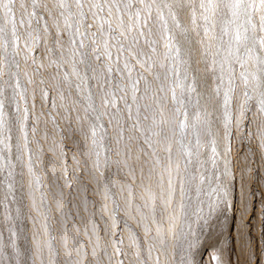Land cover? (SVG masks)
Instances as JSON below:
<instances>
[{
    "label": "rangeland",
    "instance_id": "374dc122",
    "mask_svg": "<svg viewBox=\"0 0 264 264\" xmlns=\"http://www.w3.org/2000/svg\"><path fill=\"white\" fill-rule=\"evenodd\" d=\"M16 7L19 8L18 0ZM14 18L19 20V11ZM43 23V21L40 22L41 42L27 53V62L24 58L26 30L18 27L20 39L17 47L20 49V55L16 57V60L19 62V68L13 65L7 69L12 75L0 76V87L4 89L0 99L4 100L6 118H10V123H13L18 116L23 115L25 109L29 115V119L25 121V132L29 141L28 150L24 148L21 139L23 134L19 131L18 123H14L12 127V139L6 141L9 147L5 148L0 144V264H157V256H159L158 264H162L160 254L163 252L157 250L159 245L157 244V248L149 253L151 241L145 236L143 225L137 223L138 215L128 209L125 203L128 198L127 187H131L134 192L131 198L133 208L144 204L148 195L146 189L156 186L155 183L149 185L147 171L153 167L157 156H141V146L148 153H151V149L143 145L142 135L129 127L124 131V139L119 145L121 154L117 157L115 132L111 126L108 128V134L113 138L110 145L113 152L108 153L109 165H105L103 154L100 157L99 168L94 167V156L82 155L77 148V145L82 142L81 135L78 131L69 132L68 122L61 116L65 114L64 108L72 105L74 101L87 103L85 98L89 94L93 95L96 103L99 104V96L102 93L97 91V83L91 79L94 75L91 69L85 72V64L77 65L80 76L85 80L79 92L76 90V85L81 81L71 75V63L62 62L59 68L49 66V60L59 59V53L53 56L46 52L45 45L47 43L51 46V40L44 39ZM89 23H91L90 20ZM49 24H51L50 21ZM190 35L194 41L198 39L195 34ZM63 39L67 48L68 36L65 35ZM156 40V57L166 67L170 65L174 67L171 61L164 59V54L168 51L164 47V40L159 36ZM141 43L143 44V41ZM193 48L191 58L186 55L182 57L189 61L190 69H194V59L200 60L198 52L195 51L198 45L193 44ZM112 52L111 61L103 57L102 50L101 61H96L92 56H89L88 60L98 72L101 71L103 64L111 63L115 67V49ZM33 57L36 59V64L32 63ZM41 63L44 67L40 68L37 74V66ZM132 63L134 64L135 61ZM120 66L123 67V58L120 59ZM203 67V63L198 64V68L201 69L199 73H202L203 79L209 84L207 89L211 97L214 96L215 82L211 73L207 75L203 73ZM137 71L143 70L134 69L133 79H136ZM155 71L162 74L165 69L157 68ZM66 74L71 87L59 83ZM192 74L190 70L188 79L184 81L185 85L192 83ZM145 75L148 74L145 73ZM199 77L201 76L198 75ZM29 79L32 83L28 82ZM148 79L151 80L152 77L148 76ZM171 79L174 77H170ZM180 79L184 80L183 67ZM41 80L44 81L43 84L40 83ZM170 80L164 81L166 89L169 87ZM196 87L198 88V83ZM43 92L48 93L47 97L43 96ZM61 92L64 93V99H61ZM177 94L179 95V89ZM160 95L165 98L166 103H170V91L166 90ZM222 96L223 90L217 98L220 101L218 105L223 111ZM242 99L241 89L237 88L233 100L234 109ZM196 101V93H192L191 103L188 105L190 113L193 112ZM129 103H132L130 94ZM139 103L142 104L143 101ZM53 104L56 105L55 108ZM77 107L81 108L80 114L83 116L82 105L77 103ZM121 107H123L122 103ZM75 115L76 113H72V128L78 129L80 125L75 122ZM37 117H39V123L36 122ZM50 117H55L56 126L53 125ZM251 117L250 112L249 118ZM180 118L183 119V116ZM104 122H107L106 117ZM133 122H135V105H133V121L129 123ZM57 126L60 130H57ZM33 127L36 128L35 135H33ZM85 127H87L86 124ZM248 130L255 132V126L249 125ZM232 131L234 135L229 137L231 151L228 156L232 157V160L230 158L229 160L231 175L234 176V178L232 176L231 188L234 190L230 188L231 192L227 193L222 181L220 155L218 153L216 165L213 166L208 159L211 156L209 146L200 149L201 153L206 152L207 155H201L199 159L207 163L200 167L196 174L215 173L220 175L221 179L219 181L213 179L211 183L205 182L200 185L199 192L194 185L193 189L186 192L182 198L177 177L173 172V180L176 182L173 206L167 212L162 211L159 206L156 208V220L162 225L165 234L170 223H173L170 217H176L174 252L169 245V257L172 264H264V149L259 146V140L255 136L249 137L235 126ZM129 137H132L131 141ZM201 142L205 143L204 138ZM17 144L20 145L19 148ZM184 144L186 150L195 151L194 137L191 139V144L188 139L184 140ZM125 146L131 148L127 156H125ZM157 153L158 158L167 164L168 153L159 147ZM73 156L76 157L75 160ZM172 156L173 164L177 160L180 161L181 172H183V160L180 159L178 146L175 144H173ZM137 157L140 159L138 160ZM192 159L196 160L195 155ZM65 166L67 176H65ZM141 167H143V173ZM189 168L191 170L192 166L190 165ZM130 169L135 170L134 179ZM155 171L159 173L161 166L155 165ZM158 178L157 176L156 179ZM213 188L217 191L212 192ZM225 190L226 195H232V192H235L232 195L233 198L231 195L227 198L224 195ZM152 193L158 194V192ZM106 194L108 197L114 196L115 202L121 206L116 213L115 224L109 212L103 210L105 205L109 209L113 206L112 199H106ZM229 203L232 204L230 208L227 206ZM148 211L145 209L146 213ZM223 215L225 220L222 218ZM224 223L227 224L224 225ZM150 227L151 234L154 235L157 225L151 224ZM222 236L225 237L222 238ZM213 237L223 242V245L220 242L207 245V243L210 244L209 239ZM65 239L68 241L67 244L64 242ZM79 242H83L82 251L80 255H77L75 249ZM141 244H143L142 254H140ZM84 245L87 246L86 252L83 251ZM216 249L219 251L222 249L225 256L221 258ZM102 250H106L107 255H104ZM207 251L209 253H205ZM213 255L218 256L217 259H212Z\"/></svg>",
    "mask_w": 264,
    "mask_h": 264
},
{
    "label": "snow or ice",
    "instance_id": "6c2138e0",
    "mask_svg": "<svg viewBox=\"0 0 264 264\" xmlns=\"http://www.w3.org/2000/svg\"><path fill=\"white\" fill-rule=\"evenodd\" d=\"M16 3L17 0H0V12H2L0 76L12 75L7 69L13 65L19 68V62L16 60L20 55V49L17 47L20 39L18 27L26 30L24 58L27 62V53L41 42L40 22L43 21L44 39L51 40V46L46 43L45 50L53 56L59 53V59H50L49 66L59 68L62 62L71 63V75L81 81L76 85V90L79 92L85 80L80 76L77 65L85 64V72L91 69L94 73L91 79L96 81L97 91L102 93L99 96V104L96 103L93 95L89 94L85 98L87 103L74 101L72 105L64 108L65 114L61 118L68 122L69 132L78 131L82 137V142L77 145L78 150L85 157L94 156L93 164L96 168H99L100 157L103 154L105 165L108 166V153L113 152L110 146L113 138L108 134L109 126L115 132L117 157L121 154L119 145L124 139L125 129L130 127L134 132L142 135L143 145H147L151 153L146 152L141 146V156H157L153 167L147 171V180L149 185L155 183L159 192L153 194L150 187L147 188L148 195L144 204L133 208L131 198L134 192L131 187H127L128 198L125 203L128 209L138 215L137 223L143 225L145 236L151 241L149 253L157 248V244L159 245L157 250L165 255L170 254L169 245L174 252L176 217H170L173 223H170L165 234L162 225L156 220V208L159 206L162 211L167 212L173 206L176 190L173 172L177 177L182 198L186 192L193 189L194 185L199 192L200 185L205 182L211 183L213 179L216 181L221 179L220 175L215 173L196 174L199 168L207 163L199 159L201 155H207L206 152L201 153V148L210 146L211 156L208 159L213 166L217 162L216 133L212 130L213 121L209 117L213 116L215 107L219 104L217 98L220 97L221 90H223L222 137L226 142L223 175H227L229 171L230 162L227 156L231 151L229 137L234 135L233 126L249 137L255 136L259 140V146L264 149V0H18V9ZM17 11H19V20L14 18ZM190 34H195L198 39L194 41ZM65 35L68 36L67 48L63 39ZM157 36L164 40V47L168 50L164 54V59L171 61L174 67L171 65L166 67L156 57ZM193 44L198 45L195 51L198 52L200 60L197 63L204 64L203 73L205 75L211 73L215 82L214 96L207 97L198 91L195 85L197 73L201 69H190L189 61L182 58L184 55L191 58L194 51ZM113 49L116 53L115 67L111 63L103 64L99 72L92 67L88 60L89 56L101 61L102 50L103 57L111 61ZM77 57L79 59H76ZM121 58H123V67L120 66ZM132 61L135 63L133 64ZM32 63L36 64L35 57ZM43 67V63L37 66V74ZM182 67L184 80L180 79ZM137 68L143 71H137L136 79H133V70ZM157 68L165 71L162 74L158 73L155 71ZM190 70L193 73L192 83L185 85L184 81L188 79ZM145 73L148 75L146 76ZM148 76L152 79L149 80ZM170 77L174 79L170 80ZM169 80L170 84L166 89L164 81ZM28 82L32 83L31 79ZM40 83L43 84L44 81L41 80ZM59 83L71 87L67 74ZM237 88L241 89L243 99L234 109L233 100ZM166 90L171 92L170 103H166L165 98L160 95ZM192 93H196L197 101L193 112L190 113L188 105L191 103ZM3 94L4 89L0 87V96ZM42 94L45 97L48 95L47 92ZM129 94L132 103H129ZM60 95L61 99L65 98L64 93L61 92ZM21 98L23 99L22 94ZM201 99L204 100L203 105L200 103ZM77 103L82 105L83 116ZM133 105H135V122L129 123L133 121ZM210 106L212 110H209ZM53 107L55 108L56 105L53 104ZM4 109V100L0 99V144L5 148L9 147L6 141L12 139V127L14 123H18L19 131L23 134L21 139L27 151L29 144L25 132V121L29 119L27 109L13 123H10V118H6ZM72 113H76L74 119L80 125L78 129L72 128ZM181 116L183 119L180 118ZM50 118L56 126L55 117ZM36 122L39 123V117L36 118ZM249 125L255 126V132L248 130ZM57 130H60L58 126ZM32 131L35 135L36 128L33 127ZM193 137L194 152L186 150L184 144L185 139L191 144ZM202 138L205 143L201 142ZM131 139L132 137H129L130 141ZM173 144L178 146L179 157L183 160V172L179 160L173 164ZM19 146L17 144L18 148ZM158 147L168 153L167 164L158 158ZM130 152L131 148L125 146V156ZM193 155L196 157L195 161L192 159ZM73 159L75 160L76 157L73 156ZM137 159L139 160L140 157ZM117 163L119 164V161ZM155 165L161 166L159 173H156ZM130 170L134 179L135 170ZM64 171L67 176L66 166ZM141 171L143 173V167ZM143 179L142 176V183ZM196 181L198 183H195ZM216 191V188L212 189V192ZM108 198L112 199L113 206L109 209L105 205L103 210L109 212L115 224L116 213L121 206L115 202L114 196L108 197L106 194V199ZM145 209L149 211L146 213ZM151 224L157 225L154 235L151 234ZM64 242L67 244V239ZM82 243H77L75 249L77 255L81 254ZM86 250L87 246L84 245L83 251ZM142 250L143 244L140 254ZM102 251L107 255L106 250ZM212 259L217 257L213 255ZM158 261L159 256H157V264Z\"/></svg>",
    "mask_w": 264,
    "mask_h": 264
},
{
    "label": "bare ground",
    "instance_id": "6f19581e",
    "mask_svg": "<svg viewBox=\"0 0 264 264\" xmlns=\"http://www.w3.org/2000/svg\"><path fill=\"white\" fill-rule=\"evenodd\" d=\"M197 61H198V59L196 58V59H194L193 60V68L194 69H196V68H198V64L199 63H197ZM198 75L199 76H201V77H199L198 78ZM203 79V76H202V73H198L197 74V83H198V91L199 92H201V93H203L205 96H207V97H210L209 96V92H208V87H209V84H208V82H206L204 79ZM197 83H196V86H197ZM221 99L223 100V96L221 97ZM200 102H201V104L203 105L204 104V100L203 99H201L200 100ZM220 102V101H219ZM209 110H212V107L210 106L209 107ZM222 116H223V111H222V109H220V107H219V105H216V107H215V111H214V113H213V116H211V117H209V119L210 120H212L213 121V127H212V130H213V132L214 133H216V136H215V139H216V141H217V151H218V153H219V155H220V166H221V174H222V178H223V180L222 181H224V187L226 188V190H227V193H230L231 192V190H230V188H231V181H232V176L233 175H231V163H229L228 164V169H229V171H228V174L227 175H223V173H224V171H225V156H224V148H223V144L225 143L224 142V139H223V137H222V133H223V121H222ZM231 154V153H230ZM229 158L231 159L232 157H227V160L230 162V160H229ZM232 160V159H231ZM233 169V168H232ZM235 174V173H234ZM236 177V176H235ZM233 178H234V176H233ZM233 181H234V179H233ZM237 185V184H236ZM235 187V186H234ZM150 189H151V192H159V189L155 186V187H153V186H150ZM232 189V188H231ZM237 189V188H236ZM226 190H225V193H226ZM234 189H232V191H233ZM233 193H235V192H232V195H233ZM229 195H231V194H229ZM229 195H226L227 196V198L229 197L230 198V196ZM231 195V196H232ZM226 198V199H227ZM232 198H233V196H232ZM229 201V200H228ZM237 201V200H236ZM229 202H232V201H229ZM232 205V204H231ZM230 203L229 204H227V206L230 208ZM226 206V207H227ZM237 206V205H236ZM227 207V208H228ZM228 208V209H229ZM227 209V210H228ZM236 209V208H235ZM232 210V209H231ZM227 212V211H226ZM231 213H232V211H231ZM234 213H235V211H234ZM233 213V214H234ZM226 214H228V212L226 213ZM230 214V213H229ZM223 217H225L224 215L222 216V218ZM229 217V216H228ZM231 219L230 220H232V217H230ZM224 219V218H223ZM226 219H228V218H226ZM225 220V219H224ZM223 220V221H224ZM225 222V221H224ZM230 222V221H229ZM232 222V221H231ZM234 222V221H233ZM227 224V223H226ZM225 223H224V225H226ZM229 224V223H228ZM231 225V224H230ZM229 228H230V226H229ZM215 230H216V228H215ZM224 230H226V228H224ZM228 230V229H227ZM226 230V231H227ZM230 231V230H229ZM229 233H231V232H229ZM225 234V233H224ZM228 235V234H227ZM230 236V235H229ZM220 237H221V235H220ZM225 237V236H224ZM223 236H222V238H224ZM215 238H216V236H215ZM214 237L213 238H211V239H209V241H210V244L209 243H207V245H212V244H214V243H216V244H218L220 241H218L219 239H215ZM227 238V237H226ZM221 239V238H220ZM221 241H223V240H221ZM221 243V242H220ZM222 245H223V242L221 243ZM206 245V244H205ZM220 246V245H219ZM236 246V245H235ZM209 247V246H208ZM211 247V246H210ZM209 247V248H210ZM223 247V246H222ZM204 248V247H203ZM206 248V247H205ZM224 249V248H223ZM205 250V249H204ZM217 250V249H216ZM222 249H220V251L219 250H217V253L219 252L220 253V257L221 258H223V256H225L224 254H223V252L221 251ZM235 250V249H234ZM209 251H212L213 252V250H209ZM209 251H207V252H205V253H209ZM214 251H215V249H214ZM200 252H202V251H200ZM225 252V251H224ZM162 254L163 253H161L160 254V262L162 263V264H172V261H171V259H170V257H169V255H165V254H163V257H162ZM199 255H201V254H199ZM203 255H204V251H203ZM218 255V254H217ZM209 256V255H208ZM219 256V255H218ZM217 256V257H218ZM202 257V256H201ZM219 259V258H218ZM228 259H229V257H228ZM223 260H225V259H223ZM211 261V260H210ZM225 261H227V260H225ZM223 262V261H222ZM221 262V263H222ZM233 262V261H232ZM201 263V262H200ZM222 264H224V263H222ZM225 264H227V263H225ZM232 264H234V263H232Z\"/></svg>",
    "mask_w": 264,
    "mask_h": 264
}]
</instances>
